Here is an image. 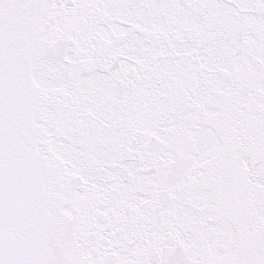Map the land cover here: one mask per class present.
<instances>
[{
    "label": "snow or ice",
    "instance_id": "snow-or-ice-1",
    "mask_svg": "<svg viewBox=\"0 0 264 264\" xmlns=\"http://www.w3.org/2000/svg\"><path fill=\"white\" fill-rule=\"evenodd\" d=\"M0 264H264V0H0Z\"/></svg>",
    "mask_w": 264,
    "mask_h": 264
}]
</instances>
